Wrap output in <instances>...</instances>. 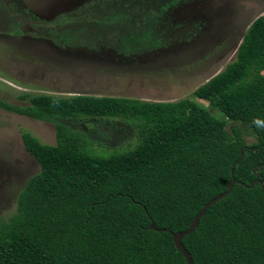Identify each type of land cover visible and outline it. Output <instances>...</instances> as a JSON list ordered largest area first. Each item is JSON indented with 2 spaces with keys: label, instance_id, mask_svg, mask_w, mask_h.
I'll use <instances>...</instances> for the list:
<instances>
[{
  "label": "trees",
  "instance_id": "1",
  "mask_svg": "<svg viewBox=\"0 0 264 264\" xmlns=\"http://www.w3.org/2000/svg\"><path fill=\"white\" fill-rule=\"evenodd\" d=\"M20 98L28 104L0 109L52 124L54 144L20 135L38 172L0 222V264H185L160 230H186L231 179L257 183L234 184L181 244L192 264H264V16L248 25L230 63L177 101ZM81 119H120L134 143L93 150L60 122Z\"/></svg>",
  "mask_w": 264,
  "mask_h": 264
},
{
  "label": "rangeland",
  "instance_id": "2",
  "mask_svg": "<svg viewBox=\"0 0 264 264\" xmlns=\"http://www.w3.org/2000/svg\"><path fill=\"white\" fill-rule=\"evenodd\" d=\"M258 16L264 0H0V102L23 107V94L174 102L232 61ZM60 122L93 150L120 152L135 140L120 119ZM22 132L54 144L52 124L0 109V222L38 172Z\"/></svg>",
  "mask_w": 264,
  "mask_h": 264
},
{
  "label": "water",
  "instance_id": "3",
  "mask_svg": "<svg viewBox=\"0 0 264 264\" xmlns=\"http://www.w3.org/2000/svg\"><path fill=\"white\" fill-rule=\"evenodd\" d=\"M244 32H245V31H244ZM242 36H243V34H242ZM242 36L240 37V39H239V41H238V44L241 42ZM238 44L236 45V48H237ZM236 48H235L234 51H233V55H234V53H235V51H236ZM212 77H213V76H212ZM208 79H210V78H208ZM208 79H207V80H208ZM207 80H205V82H206ZM240 158H241V157H239V160H240ZM256 183H257V180L255 179V180L252 181L249 185L246 186V185L242 184L241 182H236V181H234L233 179H231V180L228 182V184H227V186H226V190H225L223 193L217 195L215 198L210 199L207 203H205V204L203 205V207L200 209V211H199V212L193 217V219H192L191 222L189 223V225H188V227H187L186 230L181 231V232H174V233H173V232H170V231H167V230H160V231H164V232H166V233L170 236V238H171V242H172V244H173L175 250H176V251L182 256V258H183L185 264H192V263H191V260H190V258H189V255L187 254V252L185 251L183 245L181 244V239H182L183 237L187 236L191 231H193V230L196 228L197 221H198L199 218L203 215V213L205 212V210H206L208 207H210L211 205H213L216 201H218V200L224 198L225 196H227L228 193L230 192L232 186H233L234 184L241 185V186H243V187H245V188H251V187H252L254 184H256ZM148 229H150V230H152V231H159V230H156L155 227H154L152 224H150V225L148 226Z\"/></svg>",
  "mask_w": 264,
  "mask_h": 264
}]
</instances>
